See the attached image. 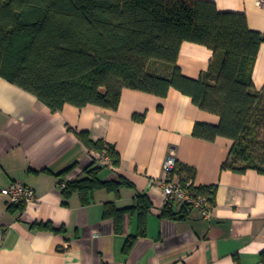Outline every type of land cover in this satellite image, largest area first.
Wrapping results in <instances>:
<instances>
[{"label": "crops", "instance_id": "crops-1", "mask_svg": "<svg viewBox=\"0 0 264 264\" xmlns=\"http://www.w3.org/2000/svg\"><path fill=\"white\" fill-rule=\"evenodd\" d=\"M212 1L221 11L244 12L249 26L264 33V6L257 0ZM212 56L207 46L185 41L178 64L196 79ZM253 80L257 90L264 87V43ZM198 122L217 125L220 117L175 88L166 96L124 88L116 110L66 104L52 111L0 76V264H264V173L223 168L233 141L194 136ZM81 132L114 145L120 165L89 149ZM169 155L196 170V186H216L208 219L179 200L166 199ZM93 163L103 167L102 179L122 177L129 184L118 191L98 189L88 204L78 193L66 199L61 184L87 177ZM16 181L34 189V203L12 204L1 193ZM174 181H180L178 172ZM139 195L151 204L145 231L138 209L125 213L123 229L117 230L114 218L105 215L108 204L134 207ZM170 207L173 216L166 214ZM41 223L65 230L34 226Z\"/></svg>", "mask_w": 264, "mask_h": 264}, {"label": "trees", "instance_id": "trees-1", "mask_svg": "<svg viewBox=\"0 0 264 264\" xmlns=\"http://www.w3.org/2000/svg\"><path fill=\"white\" fill-rule=\"evenodd\" d=\"M207 46L213 56L199 78L178 64L183 42ZM264 33L252 29L244 12L221 11L212 0H0V76L34 94L52 111L66 104L118 109L122 90L166 96L171 88L192 97L202 110L220 117L217 125L198 122L194 136L233 141L223 168L264 173V87L257 90L253 71ZM136 120L144 116L135 115ZM79 137L112 166L121 163L115 146ZM103 167L67 181L65 198L78 193L84 204L98 189L118 191L121 180H104ZM179 184L215 203L216 186H196V170L176 164ZM189 183H191L189 185ZM184 206L190 207L187 204ZM151 204L138 196L134 207L108 204L105 215L123 229L124 214L138 209L145 231ZM166 214L173 216L172 208ZM63 232L51 223L34 225ZM132 244L131 240L127 246ZM264 262V252L262 254Z\"/></svg>", "mask_w": 264, "mask_h": 264}, {"label": "built area", "instance_id": "built-area-1", "mask_svg": "<svg viewBox=\"0 0 264 264\" xmlns=\"http://www.w3.org/2000/svg\"><path fill=\"white\" fill-rule=\"evenodd\" d=\"M257 3L264 6V0H257ZM104 161H109L106 157ZM177 164V159L174 155H169L164 163V170L167 174V179L163 185V193L167 200H179L183 204H187L192 208L200 211L204 218H209L213 212L214 205L207 200L206 196L196 193L188 186H182L174 181V170ZM191 183H189L190 185ZM64 188L65 184H61ZM1 193L10 199L12 204L28 205L37 200L36 193L33 188L21 182H14L11 186L2 189ZM125 264V263H121Z\"/></svg>", "mask_w": 264, "mask_h": 264}]
</instances>
